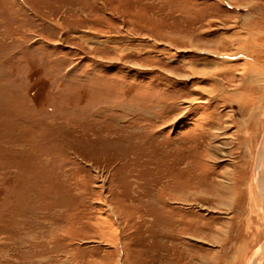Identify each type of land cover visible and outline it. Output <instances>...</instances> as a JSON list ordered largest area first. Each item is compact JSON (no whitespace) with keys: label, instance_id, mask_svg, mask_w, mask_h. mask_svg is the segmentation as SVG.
Listing matches in <instances>:
<instances>
[{"label":"rangeland","instance_id":"obj_1","mask_svg":"<svg viewBox=\"0 0 264 264\" xmlns=\"http://www.w3.org/2000/svg\"><path fill=\"white\" fill-rule=\"evenodd\" d=\"M262 73L264 0H0V264H264Z\"/></svg>","mask_w":264,"mask_h":264},{"label":"bare ground","instance_id":"obj_2","mask_svg":"<svg viewBox=\"0 0 264 264\" xmlns=\"http://www.w3.org/2000/svg\"><path fill=\"white\" fill-rule=\"evenodd\" d=\"M247 38V37H246ZM245 41H248L249 42V38H248V40L247 39H245ZM252 41V40H251ZM253 42V41H252ZM238 43V42H237ZM236 43V44H237ZM241 43H243V42H241ZM245 43V42H244ZM262 43V42H261ZM232 44V43H231ZM246 44H248V45H250L249 43H247L246 42ZM218 45H221V46H223L224 48L223 49H218V47H214V48H201L200 50H204L205 52L207 51V53L208 52H211V54H213V55H216V56H220V57H222V58H214V62L216 63L215 64V67L216 68H218V67H220L221 65H230L229 63H230V59H232V58H234V57H236L235 56V54L234 53H231V52H233V51H239L240 50V47H237L235 50L233 49V50H228L226 47V44L224 43V42H222V41H220L218 44H217V46ZM257 45H258V43H257ZM242 46H246L245 44L244 45H242ZM262 46V45H261ZM220 47V46H219ZM251 47V46H250ZM252 47H254V45L252 46ZM221 48V47H220ZM227 49V50H226ZM259 49V48H258ZM244 51V50H243ZM240 52H242V50L240 51ZM250 52V51H249ZM236 53V52H235ZM245 53V52H244ZM243 53V54H244ZM209 54V53H208ZM232 56H234V57H232ZM244 57L245 58V55L243 56V55H240L239 57ZM251 56V55H250ZM230 57V58H229ZM249 57V56H248ZM252 57V56H251ZM226 59H228V60H226ZM234 59H236V58H234ZM246 59V58H245ZM255 59V58H254ZM247 60V59H246ZM227 61V62H226ZM244 62H246V61H244ZM247 63H250V62H247ZM252 63V62H251ZM256 63V62H255ZM255 63H252V65L253 64H255ZM238 66H240V65H238ZM240 67H243L242 68V71L240 70L239 72H241V73H246V77L248 78V79H251L253 76H255V75H257V68H255V66H254V69H253V71H254V73H251L250 72V70H252V66H251V68H249V67H245L244 65L243 66H240ZM229 70V69H228ZM236 71H238V70H236ZM260 74V73H259ZM264 73H262V75H263ZM239 76V75H238ZM240 78L242 77V75H240L239 76ZM254 78V77H253ZM227 81V80H226ZM255 82V81H254ZM253 85V84H252ZM231 86V85H230ZM219 88H221V87H219ZM223 88V87H222ZM215 89V88H214ZM222 91V90H221ZM223 91H225V90H223ZM236 91V90H235ZM221 93H223V92H221ZM221 93H219V94H221ZM227 93V92H226ZM218 94V95H219ZM235 94H233V93H231V94H228V95H226L227 97L226 98H229V97H231V96H234ZM221 96V95H220ZM216 97V96H215ZM223 97V96H222ZM222 97H220V98H222ZM225 97V96H224ZM219 98V97H218ZM237 98V97H236ZM235 98V99H236ZM244 98V97H243ZM225 99V98H224ZM260 97H258L254 102H255V104H253L252 106H251V108H252V110L251 111H249V113H252L253 111H254V105H256L257 103L259 104L260 103ZM226 101V100H225ZM234 101H236V100H234ZM243 101V100H242ZM241 100H240V105H239V109H240V112H242V110H243V112L245 113V108L244 109H242V107H243V105H245V102H242ZM237 102V101H236ZM229 103V102H228ZM231 103V102H230ZM243 104V105H242ZM250 104V103H249ZM229 105V104H228ZM256 108V107H255ZM242 112V113H243ZM257 114V113H256ZM244 115V114H243ZM249 115V114H248ZM256 117V116H255ZM254 117V118H255ZM260 117V116H259ZM232 118V117H231ZM221 118H219V116H217L216 117V121H217V128L219 129V130H223V127H226L227 126V124H229V123H225V125L226 126H221V121L222 120H220ZM243 120V119H242ZM238 121V123L236 122V125H237V131H238V134H236V138H237V148H240V150H241V154L243 155V157H242V160H244V161H249L250 159H251V156L249 155V153H250V149H251V147L253 148V146H254V148L253 149H255L254 150V153H255V151H256V153H255V159H254V165H253V168H252V170H254L253 171V181H252V184H254L255 185V188H256V191L260 194V195H262L261 196V198L263 197V202H264V131L262 132V137H261V141H260V143H258V144H256V141H257V138H256V129L255 128H253V129H255V130H253V132H250V134L248 133V131H246L245 130V128L247 127V122L246 121ZM253 120V119H252ZM249 121V120H248ZM257 122V121H256ZM255 122V123H256ZM258 124H259V122H258ZM253 126H254V124H253ZM255 127H257V123L255 124ZM228 129H227V127H226V129H224V131H227ZM239 133H241L242 135L240 136L239 135ZM219 135V133H217V132H215V133H212V135H211V137H210V142H212V143H216V138L215 137H217ZM235 139V138H234ZM209 142V143H210ZM258 142V141H257ZM227 143V142H226ZM218 144V143H217ZM222 144H225V142H223ZM214 144H212V148L214 149ZM206 150L205 151H208V148H210V150L212 149L211 148V146H210V144L209 145H206ZM212 149V150H213ZM209 150V151H210ZM206 155V154H205ZM249 155V156H248ZM194 157H195V155H194ZM192 158V157H191ZM197 158V157H196ZM190 162H193V161H191L190 160ZM198 164V163H197ZM212 165V164H211ZM237 165V164H236ZM197 166H199V165H197ZM197 166H195V168H194V170H193V172H195L196 170H197ZM201 167V166H200ZM205 168V167H204ZM201 171V170H200ZM205 171H207L206 170V168H205ZM209 171V170H208ZM202 172V171H201ZM201 172H197V174H200ZM244 172V171H243ZM251 174V173H250ZM201 175V174H200ZM232 175V174H231ZM262 175V177H263V180H262V182H260L261 180H259V177ZM226 178H228V172L226 173ZM176 177V176H175ZM178 177V176H177ZM252 177V176H251ZM226 178H223L224 180H226ZM176 179H179V178H176ZM229 180V179H228ZM231 180V179H230ZM231 181H233V180H231ZM231 181H229L230 183H232ZM222 182V181H221ZM245 182V181H244ZM227 183V182H226ZM240 183V182H239ZM179 184H182V185H179ZM233 184V183H232ZM177 185H179V187L182 189L183 188V190L185 191L186 190V192H190L189 190H187L190 186H187L186 184H184V182H178V180L176 181H173V186H177ZM220 185V184H219ZM231 185V184H230ZM243 185V184H242ZM198 185H196V187H197ZM169 187V186H168ZM231 187V186H230ZM227 188V187H226ZM201 189H202V187H201ZM201 189H198L197 191H199L200 193H204L203 191H201ZM215 191H213V193H214ZM198 193V192H197ZM241 193V192H240ZM188 194H190V193H188ZM197 196L198 195H200L199 193L198 194H196ZM213 195H215V194H213ZM223 196H224V194H222ZM233 195H234V193H233ZM259 195V196H260ZM229 196V195H228ZM236 196V195H235ZM184 197V196H183ZM225 197V196H224ZM252 199V198H251ZM231 201V197H229V202ZM255 205V204H254ZM188 227L189 226H187L186 228L188 229ZM195 227H197V226H195ZM194 227V228H195ZM226 233V232H225ZM190 234V233H189ZM261 248V247H260ZM262 252H264V245L262 246V249H259V254H263ZM263 256V255H262ZM254 257V254H253V256L252 257H250V258H248V263L249 264H251L250 262H251V259Z\"/></svg>","mask_w":264,"mask_h":264}]
</instances>
